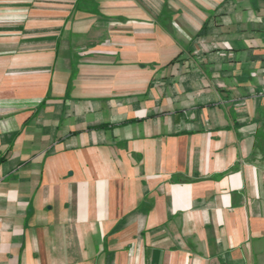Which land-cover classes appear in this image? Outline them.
Here are the masks:
<instances>
[{
    "label": "crops",
    "instance_id": "crops-1",
    "mask_svg": "<svg viewBox=\"0 0 264 264\" xmlns=\"http://www.w3.org/2000/svg\"><path fill=\"white\" fill-rule=\"evenodd\" d=\"M0 264H264V0H0Z\"/></svg>",
    "mask_w": 264,
    "mask_h": 264
}]
</instances>
